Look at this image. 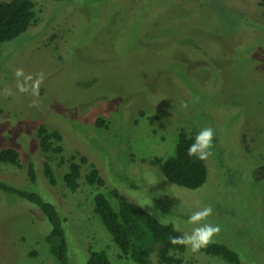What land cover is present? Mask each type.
<instances>
[{
  "label": "rangeland",
  "instance_id": "obj_1",
  "mask_svg": "<svg viewBox=\"0 0 264 264\" xmlns=\"http://www.w3.org/2000/svg\"><path fill=\"white\" fill-rule=\"evenodd\" d=\"M32 1V25L0 44V149L14 148L20 164H0V181L55 204L65 219L70 264H86L89 249L105 251L110 264H132L120 258L92 211L96 193L117 208L108 195L113 188L182 235L197 226L189 217L211 206L213 214L201 223L220 226L214 243L235 251L240 264H264V169L256 175L264 167V5ZM17 68L33 78L44 73L39 98L17 90ZM6 89L12 95L5 96ZM38 125L61 134L65 160L86 158L75 192L62 182L67 162L40 150ZM206 127L214 130V147L204 160L205 183L195 190L172 185L153 160L173 155L180 130L196 137ZM44 163L54 185L44 178ZM88 164L104 179L103 188L84 183ZM49 230L32 205L0 192V264H58L44 242ZM174 255L180 264H227L188 247ZM150 264H160L155 253Z\"/></svg>",
  "mask_w": 264,
  "mask_h": 264
},
{
  "label": "trees",
  "instance_id": "obj_2",
  "mask_svg": "<svg viewBox=\"0 0 264 264\" xmlns=\"http://www.w3.org/2000/svg\"><path fill=\"white\" fill-rule=\"evenodd\" d=\"M48 1L72 2L74 0ZM258 1L260 5H264V0ZM34 20L35 11L32 0H0V44L12 41L25 33ZM101 123L102 120L98 118L96 125L99 126ZM36 137L43 153L57 154L60 161L67 162V170L62 175V182L70 192H75L79 187L81 166L87 165L86 158L79 157L77 161L72 155L65 160L61 156L62 146L60 143L62 137L57 130H48L44 125H38ZM194 139L195 137L188 135L184 130H180L177 134L173 155L163 161L157 158L153 160L162 176L169 183L188 190L202 187L207 179V168L204 160L187 155V149L194 142ZM0 164H9L19 168L17 151L11 147L1 148ZM88 168L87 173L83 176L84 183L95 189L103 188L105 182L99 175L97 168L93 164H88ZM262 169L264 167L257 169L256 175H260ZM43 175L48 184H55L51 167L47 163L43 164ZM27 176L30 184L34 185L36 176L32 164L28 165ZM126 182L132 183L129 179H126ZM0 192L26 201L38 211L50 227L49 232L44 236L48 254L58 264H70L63 228L65 219L60 215L55 204L39 192L21 190L2 181H0ZM108 195L117 201V208H113L105 194L96 193L93 196L92 211L120 251V258L130 261L132 264H150L151 255L155 253L157 262L160 264L181 263V258L174 254L183 253L186 246L170 243V237L182 236L173 225L158 222L149 212L139 205L129 202L114 188L109 190ZM262 208L264 221V187ZM200 252L211 257H218L227 264H240L237 253L221 243H212L201 249ZM34 255H36L35 252L30 253V256ZM86 264H110V262L105 251L89 249Z\"/></svg>",
  "mask_w": 264,
  "mask_h": 264
},
{
  "label": "clouds",
  "instance_id": "obj_3",
  "mask_svg": "<svg viewBox=\"0 0 264 264\" xmlns=\"http://www.w3.org/2000/svg\"><path fill=\"white\" fill-rule=\"evenodd\" d=\"M17 79V90L20 93H29L39 98L40 86L45 79L43 72L37 73L33 78L32 74H25L22 68H17L14 73ZM5 96L12 95L10 89H6ZM38 101H33L31 106H36ZM182 107H187V104H182ZM214 138V130L211 127L201 129L196 135L194 142L188 147L187 155L189 157L195 156L199 160H207L212 155V148ZM152 215V213H149ZM213 214L211 206H205L202 210L195 211L188 220L189 224L197 225L191 233H185L182 236L170 237V243L173 245H182L189 248L193 254L200 252L201 249L206 248L214 243L213 237L218 235L221 231L219 225H212L209 223H201ZM158 222L167 224L166 220L161 219L157 214Z\"/></svg>",
  "mask_w": 264,
  "mask_h": 264
}]
</instances>
